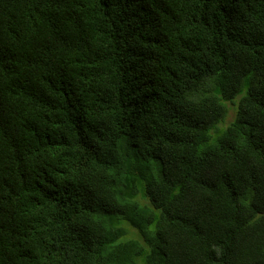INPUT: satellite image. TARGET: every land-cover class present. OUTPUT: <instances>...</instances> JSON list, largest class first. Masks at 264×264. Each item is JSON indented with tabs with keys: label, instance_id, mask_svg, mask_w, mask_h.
Instances as JSON below:
<instances>
[{
	"label": "trees",
	"instance_id": "16d2710c",
	"mask_svg": "<svg viewBox=\"0 0 264 264\" xmlns=\"http://www.w3.org/2000/svg\"><path fill=\"white\" fill-rule=\"evenodd\" d=\"M0 264H264V0H0Z\"/></svg>",
	"mask_w": 264,
	"mask_h": 264
},
{
	"label": "rangeland",
	"instance_id": "374dc122",
	"mask_svg": "<svg viewBox=\"0 0 264 264\" xmlns=\"http://www.w3.org/2000/svg\"><path fill=\"white\" fill-rule=\"evenodd\" d=\"M239 98V97H238ZM238 98H237V101H238ZM226 104V103H225ZM227 108H228V112H227V116H226V120H225V122H224V124L223 123H221V124H223V126H225L226 124H228V123H230L232 120H234V118H235V113H236V109H237V104H235V105H231V104H229L228 103V105H227ZM126 226H128L129 228H131L130 227V225L128 224V223H124Z\"/></svg>",
	"mask_w": 264,
	"mask_h": 264
}]
</instances>
